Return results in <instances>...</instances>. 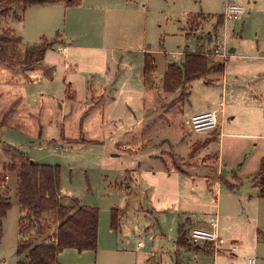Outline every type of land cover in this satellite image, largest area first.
Here are the masks:
<instances>
[{
  "label": "crops",
  "instance_id": "crops-1",
  "mask_svg": "<svg viewBox=\"0 0 264 264\" xmlns=\"http://www.w3.org/2000/svg\"><path fill=\"white\" fill-rule=\"evenodd\" d=\"M129 1L82 0L76 6H67L65 2L46 3L29 6L23 14H19L18 9L21 8H17L16 16L22 14V18L17 17L18 24L11 30L23 40L22 45L16 48L19 59L25 57L28 46L42 42L49 32L58 29L63 34L57 33L56 39L50 41L54 45L46 50L36 69L25 70L18 66L0 70V130L4 131V143L39 164H65L66 150L99 147L102 162L124 155L126 165H130L128 157L142 154L157 141V137L175 131L173 129L177 123L182 122L183 129L186 118L206 111H214L218 119L217 127L206 132L207 138L218 134L222 143L226 137L264 139V132L224 130L228 109L233 120L241 115V119L255 120L264 131V121L253 116L264 108L261 103L264 69L242 61L235 64L232 70L225 60L224 71L219 73L223 75L222 100L219 103L207 99L205 105L197 106L189 98L171 104L179 97L181 90L167 92L163 89V78L158 74L155 58L156 70L147 75L144 73L145 54L152 55L147 39L133 31L120 34L106 31L107 26L112 29L121 20L129 22L130 18L115 13ZM12 17L15 15L9 16ZM3 29L10 28H0V32ZM64 47L66 52H63ZM235 50L231 48L230 52ZM171 63L166 64V69ZM230 71L235 74L232 75L235 76L233 85L230 83ZM217 80L220 79H207L209 82ZM184 142L189 150L180 152V155L168 149L165 145L170 144L168 140L159 147L155 145L148 158L150 167L178 176L187 184L186 178H204L210 183L217 169L218 156L200 154L199 148L203 145L201 139H185ZM59 149L65 151L58 152ZM263 152L259 154L260 161L264 157ZM222 155L224 159V153ZM170 157L174 162L170 161ZM21 161L12 158L3 163L20 164ZM201 166L203 168H198ZM128 167L121 181L115 183L116 188L125 194L124 204L113 207L120 211V218H123L124 234L119 235L111 230L116 239L123 242L132 233L151 231L157 240V248L140 255L144 263L147 254L156 253L167 257L165 264H247L249 257L256 258V264H264V228L257 218L252 227L240 225L244 223L239 215L241 212L215 213L218 217L217 234L227 242L238 243V255L183 249L178 246L177 240L166 247L165 234L160 227L163 213L151 206V190L141 178L140 165ZM156 169L148 170L155 176ZM13 179L14 174H10L9 187ZM66 192L64 188L63 196L67 200ZM69 196L68 202L73 198L71 194ZM210 218V214L200 217L192 227H186L188 232L194 227L210 228ZM98 243L100 247L99 237ZM63 251L58 254V260L63 264H85L82 259L88 256L82 255L95 252L85 250L81 253L73 248ZM69 259L71 263H68Z\"/></svg>",
  "mask_w": 264,
  "mask_h": 264
},
{
  "label": "rangeland",
  "instance_id": "rangeland-1",
  "mask_svg": "<svg viewBox=\"0 0 264 264\" xmlns=\"http://www.w3.org/2000/svg\"><path fill=\"white\" fill-rule=\"evenodd\" d=\"M228 3L238 4L244 8L245 12L238 20L224 21L223 15ZM18 10L20 14L21 9ZM115 13L120 17L130 18L129 22L120 19L116 27L109 29L107 26L106 31L115 34L133 31L145 37L148 49L157 63L161 79L166 64L180 63L185 53L203 52L208 55L212 50L210 39L215 34L225 40L228 52L231 48L236 49L229 53L226 61V65L232 66L230 69L233 70L235 64L242 61L252 67L264 69V0H131L126 6L118 8ZM220 18L223 20L222 23H219ZM18 21L16 16L0 17V28L8 27L13 30ZM57 33L63 34L57 29L55 32H49V36L45 37L46 40L54 41ZM208 56L211 64L224 61L219 56ZM231 71L230 83L233 85L235 76L232 75L235 74H231ZM208 78L220 80L209 82ZM222 79V74L211 73L194 80L190 102L194 100L197 106L205 105L207 99L219 103L222 100ZM122 99L123 97L120 98V102ZM261 103L264 106V92L261 95ZM229 113L230 110L227 109L228 116L224 128L226 132H264L261 125L257 126L255 120L241 119L243 118L241 115L233 120ZM218 115L221 120V114ZM253 116L264 121V108ZM184 128H187V131ZM183 129L182 122L177 123L173 129L175 131L157 137V141L148 146L142 154L128 157L130 165H126L124 155L114 156L102 162L99 147L69 151L63 149L65 152L62 149L57 150L66 154L65 164L57 162L55 165H60L62 168L61 179L67 197L71 198L69 196L71 194L81 205L99 209L100 247L98 243L97 251L84 253L85 255L82 256L88 258L84 257L82 262L146 264L141 260L140 255H143L144 251L157 248V240L149 230L132 233L125 242L118 241L112 234L110 212L113 207L122 206L125 201V194L116 188L115 183L121 181L128 166L140 165L141 178L151 190V206L157 212L163 213L160 227L165 234V244L168 245L166 247H170L177 240L181 224H185L187 228L192 227L200 217L206 214L215 216L216 212H241L239 215L242 216L241 220L244 223L239 222L240 225L245 228L252 227L254 219L257 218L260 226L264 228V198L258 196V190L251 182L259 170L258 157L264 151V139L226 137L222 143L218 134H212L214 137L207 138L206 131L194 132L188 126H183ZM3 133L4 131L0 130V149L3 150L0 151V164L12 158L22 160L18 153L5 149ZM185 139H201L203 145L199 148L200 154L210 153L218 156L219 160L216 164L218 170L216 169L215 174L210 178V183L204 178L194 180L185 177L189 182L187 184L178 176L169 175L167 171L161 173L155 167H150L148 158L155 145L159 147L163 141L168 140L170 144H165L168 149L180 155V152L189 150L184 142ZM172 157L170 161L174 162ZM210 161L212 162V158ZM198 168L201 169L203 166ZM148 169H156V175L154 176ZM239 179L241 181H238ZM225 181L238 186L232 190L226 186ZM9 185L12 191L14 180H11ZM220 192H222L221 196ZM12 196L11 207L0 222V264H17L18 243L21 239H28V233L20 234V206L15 193ZM51 227H54V224ZM139 242L143 245L139 246ZM67 261L72 262L71 259Z\"/></svg>",
  "mask_w": 264,
  "mask_h": 264
},
{
  "label": "trees",
  "instance_id": "trees-1",
  "mask_svg": "<svg viewBox=\"0 0 264 264\" xmlns=\"http://www.w3.org/2000/svg\"><path fill=\"white\" fill-rule=\"evenodd\" d=\"M82 0H0V17H9L21 12L29 6L65 2L67 6H76ZM22 14L18 15L19 19ZM222 18L219 23H222ZM23 40L11 29L0 32V70L22 66L25 70L36 69L47 49L54 45L44 39L38 44L26 48L25 57L17 60L16 48L22 45ZM208 55H212L209 53ZM203 52L185 53L180 63L168 65L163 77V89L167 92L181 90L177 99L171 102L189 99L191 83L197 78L206 77L211 73H222L225 68V59L217 64H211L209 56ZM156 70L154 57L145 54V75ZM5 149L14 151L22 159L20 164H0V222L11 207L12 195L20 206L21 218L19 222L20 234L28 233V239H21L17 247L19 257L17 264H61L58 260L59 252L73 248L79 252L85 250L97 251L99 237V209L81 205L72 198L69 202L63 196L60 165L39 164L27 158L22 152L5 144ZM14 174L12 191L8 186L9 175ZM238 181H241L240 179ZM258 190V196L264 198V157L260 161L259 170L251 180ZM226 186L235 189L238 184ZM117 208L111 210V228L117 234L123 232V218H120ZM54 224V227L51 225ZM176 243L180 248L196 252L213 251L212 242L195 243L189 236L185 224H181ZM178 253V252H177ZM149 264H165L167 257L163 254L150 253L146 255Z\"/></svg>",
  "mask_w": 264,
  "mask_h": 264
},
{
  "label": "built area",
  "instance_id": "built-area-1",
  "mask_svg": "<svg viewBox=\"0 0 264 264\" xmlns=\"http://www.w3.org/2000/svg\"><path fill=\"white\" fill-rule=\"evenodd\" d=\"M244 12V8L241 5L228 3L223 15L224 21L238 20ZM210 43L212 46L210 53L212 55L219 56L224 60L229 57V53L231 52H228L225 40L219 35L215 34L210 39ZM63 52H66V47L63 48ZM184 124L194 132H209L214 130L218 125L217 114L214 111L197 113L186 118ZM217 227V215L211 216L210 228L194 227L190 230L189 236L195 243L212 242L215 253H224L230 256L238 255L240 251L239 244L236 242H227L221 238L216 232ZM141 244L139 242V245ZM247 264H256V258L249 257Z\"/></svg>",
  "mask_w": 264,
  "mask_h": 264
}]
</instances>
